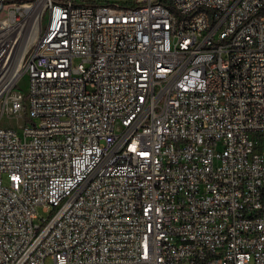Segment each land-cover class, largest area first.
Instances as JSON below:
<instances>
[{"label": "built area", "instance_id": "obj_1", "mask_svg": "<svg viewBox=\"0 0 264 264\" xmlns=\"http://www.w3.org/2000/svg\"><path fill=\"white\" fill-rule=\"evenodd\" d=\"M49 260L264 264V0H0V264Z\"/></svg>", "mask_w": 264, "mask_h": 264}, {"label": "rangeland", "instance_id": "obj_2", "mask_svg": "<svg viewBox=\"0 0 264 264\" xmlns=\"http://www.w3.org/2000/svg\"><path fill=\"white\" fill-rule=\"evenodd\" d=\"M21 88L24 89V90H26L28 88V76H25L22 79V81H21ZM7 121L8 120L6 119L5 122H7ZM15 123H16V120L15 119L12 120V124H15ZM39 214L41 216H44V217H49V213L44 212L42 208H39ZM48 264H53L52 260H49L48 261Z\"/></svg>", "mask_w": 264, "mask_h": 264}]
</instances>
